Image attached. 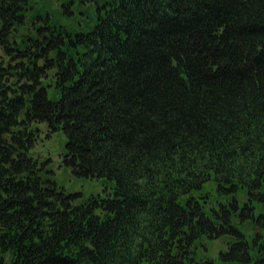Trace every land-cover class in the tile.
Masks as SVG:
<instances>
[{"label":"trees","instance_id":"16d2710c","mask_svg":"<svg viewBox=\"0 0 264 264\" xmlns=\"http://www.w3.org/2000/svg\"><path fill=\"white\" fill-rule=\"evenodd\" d=\"M32 3L0 0V264H264V0Z\"/></svg>","mask_w":264,"mask_h":264},{"label":"rangeland","instance_id":"374dc122","mask_svg":"<svg viewBox=\"0 0 264 264\" xmlns=\"http://www.w3.org/2000/svg\"><path fill=\"white\" fill-rule=\"evenodd\" d=\"M73 2L77 0H71ZM84 1V0H83ZM68 0H33L32 6L35 5L36 9H42L43 12H47L50 15L58 16V21L63 25L70 26L72 23L67 21L64 17L61 18L64 3H67ZM83 3V2H82ZM84 5H77L73 10H71V14L67 15L69 17H73L76 14V11ZM85 11V10H83ZM64 144L65 139L61 134L55 135L50 141H45L41 143L37 152L42 157H49L51 159V165L56 173L58 182L61 186H64L66 190L74 191L80 190L83 191L84 194L89 195L91 193L101 192V186L96 181L91 180H81L77 179L72 175L71 171L64 169L62 164V156L64 154ZM207 248L209 250L208 255L212 258H216L220 251L226 250V245L222 240L212 241L206 243Z\"/></svg>","mask_w":264,"mask_h":264}]
</instances>
